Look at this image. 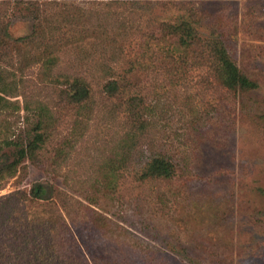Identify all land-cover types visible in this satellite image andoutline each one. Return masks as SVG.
Masks as SVG:
<instances>
[{"label": "rangeland", "instance_id": "obj_1", "mask_svg": "<svg viewBox=\"0 0 264 264\" xmlns=\"http://www.w3.org/2000/svg\"><path fill=\"white\" fill-rule=\"evenodd\" d=\"M1 1L11 35L35 44L0 61L16 75L0 164L49 137L0 179V264H264V0ZM183 19L221 39L255 87L227 88L190 53L161 56L160 39L175 42L161 21ZM62 74L85 76L91 96L72 103ZM111 79L121 92L105 90ZM155 157L170 176L143 174Z\"/></svg>", "mask_w": 264, "mask_h": 264}, {"label": "trees", "instance_id": "obj_2", "mask_svg": "<svg viewBox=\"0 0 264 264\" xmlns=\"http://www.w3.org/2000/svg\"><path fill=\"white\" fill-rule=\"evenodd\" d=\"M0 3L6 4L7 1H1ZM27 3L36 9H38L39 5L42 4L36 0H29ZM183 9L186 10L188 17L192 21H196V9L193 6L184 7ZM0 10L2 9L0 8ZM1 13L4 15V11L0 12V15ZM160 25V31H165L163 32L165 37L168 35V38L171 36L175 39V42H169L168 39H160L161 42L165 43L161 48V56L164 58L171 60L177 54L179 62H184L188 57V53H190V61L192 62L195 61V63L202 65L204 61L207 60L208 67L217 73L219 79L227 88L233 90H251L255 87L256 84L240 70L238 65L230 57L221 39L211 37L208 38V36L206 38H201L203 35L201 34L200 29L195 27L193 23L187 19L171 23L161 21ZM198 26H201V24ZM25 44H35V38L31 39L30 36L13 37L9 32V26L4 23L3 20H0V61L10 55L8 54V51H12L13 49ZM41 59L44 67L41 74H52L51 70L57 64L56 55L52 53V50L48 51V49H45V56H43V58L41 57ZM59 74L60 73H57L55 75L56 80H58ZM11 76L12 78H15L14 76L16 75L14 72L0 66V108L7 105L8 100L5 98V95L11 93L13 89L11 88ZM62 76H64L63 78L66 83H68L70 90L65 93V97L72 103H81L91 96V88L89 83L86 81L85 76L81 74H75L71 78L66 74H62ZM104 87L109 94H117L121 92V87L116 84L115 79L107 80ZM25 105L26 108H29L27 103ZM46 111L47 109L40 105L36 110V113L39 116L38 118L46 113ZM37 125L42 127L40 120L37 122ZM46 127L47 126L45 124L42 128ZM48 137L49 133H47L46 129L43 130V132H36L25 146L20 147L16 153L17 157L11 163L0 164V179L13 175L18 170L17 165L22 158L27 156L30 159L35 160L37 150L43 147L44 142L48 139ZM143 174L146 177L154 175L168 177L172 174V164L163 157L152 158L147 163V167ZM2 184L3 180H0V187ZM50 189L49 185H45L40 181L32 186L31 193L34 197L41 199L44 198L48 192H50Z\"/></svg>", "mask_w": 264, "mask_h": 264}]
</instances>
